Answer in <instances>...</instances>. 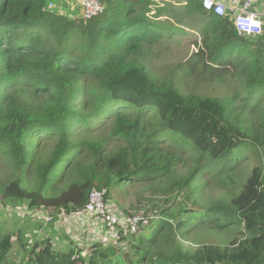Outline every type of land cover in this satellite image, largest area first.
<instances>
[{
  "label": "trees",
  "instance_id": "obj_1",
  "mask_svg": "<svg viewBox=\"0 0 264 264\" xmlns=\"http://www.w3.org/2000/svg\"><path fill=\"white\" fill-rule=\"evenodd\" d=\"M49 1L0 0V203L54 220L16 244L0 229V264H264V27L199 0H100L92 19ZM94 189L136 233L106 226L120 245L88 254L39 237Z\"/></svg>",
  "mask_w": 264,
  "mask_h": 264
},
{
  "label": "rangeland",
  "instance_id": "obj_2",
  "mask_svg": "<svg viewBox=\"0 0 264 264\" xmlns=\"http://www.w3.org/2000/svg\"><path fill=\"white\" fill-rule=\"evenodd\" d=\"M78 0H57L55 2L54 10L61 11L65 14H74L78 9ZM77 13V14H78ZM76 15V14H75ZM152 68V72L156 75H160L161 77H169L170 74L175 69L174 58L172 53L167 54L163 51L158 53V56L152 60L150 63ZM189 86L192 88L193 83L189 82ZM208 86L204 85L202 87H198V90L204 91V93L208 95H215L214 89L207 88ZM178 128H183L187 132H191L192 134L196 135L198 132L195 130L194 127L190 126L189 122H182L178 125ZM201 128V127H200ZM199 141L203 143L201 138H197ZM66 163V160L63 164L58 167V172L60 173ZM0 175L6 176V172L3 167L0 165ZM112 211L118 212L116 208L109 203ZM22 205H3L0 203V229L4 234H11L13 235L12 241L16 244L24 238H32L37 237L32 236L31 234H24L25 232L32 229V234H37V231H34V228L37 224L31 219L27 217L30 215V211L26 210H19ZM262 222L264 224V207L262 208ZM140 216V215H138ZM85 216L77 214H62L61 219L55 223L54 230L45 231L44 229L41 230L40 238H45L47 234V242L51 240L53 249L59 252H66L69 251L71 248H86V254L91 253L94 246L96 244H112L114 246L120 245L119 238H118V230L113 231L112 229H107L106 226L101 225L99 223H95L93 220L89 221L84 219ZM128 217V216H127ZM46 232V233H45ZM24 235V237H23ZM42 240V239H41ZM260 244L264 246V237L260 241ZM261 246V247H262ZM259 248V247H258ZM18 260L21 257L22 251H18L17 254ZM248 254H244L246 257Z\"/></svg>",
  "mask_w": 264,
  "mask_h": 264
},
{
  "label": "built area",
  "instance_id": "obj_3",
  "mask_svg": "<svg viewBox=\"0 0 264 264\" xmlns=\"http://www.w3.org/2000/svg\"><path fill=\"white\" fill-rule=\"evenodd\" d=\"M173 2L174 0H167ZM190 1V0H186ZM203 8L218 16H225L228 12H231L234 19V24L238 30L248 36H258L262 34L263 24L258 17L249 15L247 11L250 8V3H242V0H232L230 7L222 2V0H208L211 7H205V0H199ZM56 0H50L48 4V11L53 12L55 8ZM79 8L86 19H92L102 14L104 7L100 0H78ZM219 9L220 11H217ZM107 190L94 189L88 200L86 207L77 216L83 215L84 219L94 221L104 226H112L113 228L129 229L132 233H136L138 225L142 220L141 216L130 217L125 216L120 211H112L109 203L105 201ZM28 209L27 206H22L19 210ZM29 210V209H28ZM30 211V210H29ZM34 222H43L44 224L52 223L53 218L45 212L38 210L35 212L30 211V215L27 217ZM115 231V230H113Z\"/></svg>",
  "mask_w": 264,
  "mask_h": 264
},
{
  "label": "crops",
  "instance_id": "obj_4",
  "mask_svg": "<svg viewBox=\"0 0 264 264\" xmlns=\"http://www.w3.org/2000/svg\"><path fill=\"white\" fill-rule=\"evenodd\" d=\"M232 0H222V2L226 3L229 7L231 5ZM250 3V8L247 11L249 15H254L258 17L264 27V0H242V3Z\"/></svg>",
  "mask_w": 264,
  "mask_h": 264
},
{
  "label": "clouds",
  "instance_id": "obj_5",
  "mask_svg": "<svg viewBox=\"0 0 264 264\" xmlns=\"http://www.w3.org/2000/svg\"><path fill=\"white\" fill-rule=\"evenodd\" d=\"M205 7H211V4L208 2V0H205ZM217 11H220L219 9H217Z\"/></svg>",
  "mask_w": 264,
  "mask_h": 264
}]
</instances>
